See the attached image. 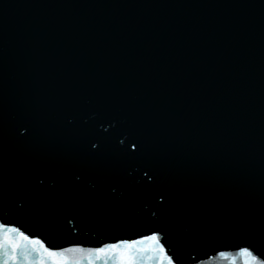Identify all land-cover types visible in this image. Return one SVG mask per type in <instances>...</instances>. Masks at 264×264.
Masks as SVG:
<instances>
[{
  "label": "water",
  "instance_id": "water-1",
  "mask_svg": "<svg viewBox=\"0 0 264 264\" xmlns=\"http://www.w3.org/2000/svg\"><path fill=\"white\" fill-rule=\"evenodd\" d=\"M0 223L264 259V0H0Z\"/></svg>",
  "mask_w": 264,
  "mask_h": 264
},
{
  "label": "snow or ice",
  "instance_id": "snow-or-ice-1",
  "mask_svg": "<svg viewBox=\"0 0 264 264\" xmlns=\"http://www.w3.org/2000/svg\"><path fill=\"white\" fill-rule=\"evenodd\" d=\"M91 146L97 147L95 143ZM76 180H80V176H76ZM160 241V232L152 231L138 240H119L98 248L74 245L57 249L46 247L39 238L26 235L13 224L0 223V264H82L84 257L88 264H95L94 258L100 257H111L114 264H138V257L149 253L154 264H176ZM219 255L227 254L220 252ZM237 255L243 258V264H264V259L254 255L248 247L239 248Z\"/></svg>",
  "mask_w": 264,
  "mask_h": 264
}]
</instances>
